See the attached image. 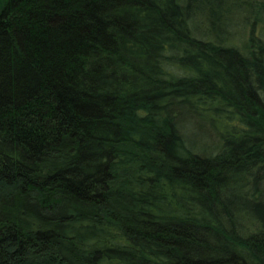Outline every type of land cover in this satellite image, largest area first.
<instances>
[{
  "label": "trees",
  "instance_id": "trees-1",
  "mask_svg": "<svg viewBox=\"0 0 264 264\" xmlns=\"http://www.w3.org/2000/svg\"><path fill=\"white\" fill-rule=\"evenodd\" d=\"M0 264H264V0H0Z\"/></svg>",
  "mask_w": 264,
  "mask_h": 264
},
{
  "label": "rangeland",
  "instance_id": "rangeland-1",
  "mask_svg": "<svg viewBox=\"0 0 264 264\" xmlns=\"http://www.w3.org/2000/svg\"><path fill=\"white\" fill-rule=\"evenodd\" d=\"M232 35L230 36L229 42L233 43L236 46H240L242 44V40L245 37L244 33H241V27L240 26H232L230 28ZM197 123H186V138L188 141V144L191 146H195L196 149L204 148L205 143H207V137L205 132H203L199 127L196 125ZM198 138L201 144L196 145L194 139Z\"/></svg>",
  "mask_w": 264,
  "mask_h": 264
}]
</instances>
